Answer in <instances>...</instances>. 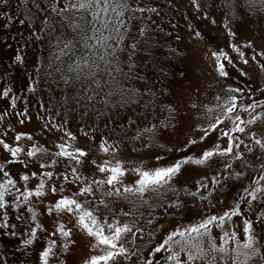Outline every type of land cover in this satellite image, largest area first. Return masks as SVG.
Listing matches in <instances>:
<instances>
[{
	"label": "snow or ice",
	"instance_id": "obj_1",
	"mask_svg": "<svg viewBox=\"0 0 264 264\" xmlns=\"http://www.w3.org/2000/svg\"><path fill=\"white\" fill-rule=\"evenodd\" d=\"M154 32L169 61L206 57L216 90L169 80ZM5 55L0 78H25L0 84V264H264V0H0ZM235 181L153 243L157 207L214 209Z\"/></svg>",
	"mask_w": 264,
	"mask_h": 264
},
{
	"label": "trees",
	"instance_id": "obj_2",
	"mask_svg": "<svg viewBox=\"0 0 264 264\" xmlns=\"http://www.w3.org/2000/svg\"><path fill=\"white\" fill-rule=\"evenodd\" d=\"M160 3H164V0H160ZM181 11H183V9ZM180 21H182V20H180ZM175 22H177L176 19L173 20V23H175ZM164 23L166 25V31H167V17H166ZM140 26H143V25L141 24ZM13 35H15V33H13ZM153 41L156 44L155 56L159 59L160 63L162 65H164V72L168 73L169 80L172 79V74H173V72L176 71V69H181V70L185 71L188 75V69L186 67L185 61L183 63H181L183 53L181 54L180 58L173 57L170 59V61L168 59H166V57H168V55H169L168 49L170 47H175L174 41H172L171 39H166L165 35L163 33H159V32L153 33ZM43 55L47 56V55H49V53L47 51H45L43 53ZM88 55H89V52L87 50H85L83 48H77V49H74L72 52H69L67 56L62 57V59L65 61V67H66L68 63H73L79 57L88 56ZM29 59H31V53L29 54ZM8 63H9L8 57L6 55L3 56V59L0 60V77H2L4 75V68L7 67ZM103 67H104V65L101 64V68H103ZM9 71L11 72V77H9L7 81L0 78V84L8 83L14 88V91H17V94L23 95L24 93L22 90V85H23L24 78H25L24 77V71L25 70L20 69L19 71H17L14 69H9ZM28 71L30 72L31 69L29 68ZM125 71H127L126 68H125ZM157 74H159L158 70H157ZM101 75H103V74H101ZM104 79H107L106 75L104 76ZM124 83H125V86H133L131 81H125ZM47 96H48L47 85H44L42 88L38 89V94L36 96L32 97L31 103L29 105L30 111L36 110V114H38L37 113V107H36V101L40 100V99L46 100ZM258 98L264 99L260 95L258 96ZM98 99H99V97H98ZM17 103H18V107H19L23 104V101H18ZM1 105H3L2 101H0V106ZM168 146L170 147V145H168ZM153 151H157V149H154ZM177 155H179V153H177ZM190 174H194V175L198 176V174L195 172H189L188 176ZM184 179H185V176L180 178L181 184H183L185 182ZM232 183H233V188H231V189L226 188L224 190L216 191L213 193V196L210 198L212 205L217 206L218 205L217 201H221L226 197H230L234 201V199L241 192V187L239 186V181H235ZM204 195L207 196L208 192L205 191ZM183 199L185 201V205H184L183 209H179V210L178 209H167V210H165L164 207H157L154 210L155 217L160 222V223H156L154 221V225L156 228V236L160 231V228H161L160 224H162L166 218H169V217L179 218L180 216L185 215L184 213H186L190 209H198V210H201L204 212H210V210L213 209L209 205L208 201H201L199 199H193L192 197H184ZM155 241L156 240H154L153 243H155ZM8 247H9V249H12L14 246L9 245Z\"/></svg>",
	"mask_w": 264,
	"mask_h": 264
},
{
	"label": "rangeland",
	"instance_id": "obj_3",
	"mask_svg": "<svg viewBox=\"0 0 264 264\" xmlns=\"http://www.w3.org/2000/svg\"><path fill=\"white\" fill-rule=\"evenodd\" d=\"M179 23L181 24V26L184 25V21H179ZM251 26V25H249ZM241 33H244L246 31V28L244 26L241 27L240 29ZM183 47V46H181ZM186 67L188 69V76L190 78V80L192 81H196L198 80L199 83L202 85V87L204 89L209 90L210 92H213L216 90V85L214 84L212 77L208 75V73L210 72V66L208 64L207 58L205 57L204 59H202L198 66L196 64L193 63V61L191 60V58H189L188 60L185 61ZM185 85H187L189 83V80H186ZM232 83H239L241 87H247V85L244 83L243 80H240L238 78H234ZM251 86L253 88H256L257 86L260 87H264V77L261 76H257V78L251 82ZM260 95L259 92L255 93V96L258 97ZM264 98V97H262ZM3 102V101H2ZM3 105L0 106V108H2ZM31 112L36 115V110H31ZM171 147V145H170ZM135 163H140L139 160L135 161ZM146 163H149L148 161H146ZM150 163H155V159L154 157H152ZM189 173H186L185 176V180H187L189 183L197 178H199V174L194 175V174H190L188 176ZM219 194V193H218ZM224 201L223 204H218L214 209L210 210V211H215V212H222L224 210V208H226L229 204H231L233 202V200L230 197H226L223 200ZM209 212H204L198 209H190L188 210L186 213H184L185 215L180 216L179 218H166L163 221V228H160L159 233L156 236V241L161 240L163 238L164 235L167 234V232H170L173 228L177 227V226H184V225H188L190 223H194L196 221L199 220L200 215L201 214H207Z\"/></svg>",
	"mask_w": 264,
	"mask_h": 264
}]
</instances>
